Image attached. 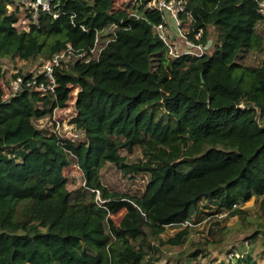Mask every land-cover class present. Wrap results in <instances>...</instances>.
Here are the masks:
<instances>
[{"label": "trees", "instance_id": "obj_1", "mask_svg": "<svg viewBox=\"0 0 264 264\" xmlns=\"http://www.w3.org/2000/svg\"><path fill=\"white\" fill-rule=\"evenodd\" d=\"M18 1L0 0V264H154L163 247L194 245L191 220L201 206L211 216L229 211L241 224L243 242L228 264H264V250L253 251L264 236V58L243 62L262 50L258 1L186 0L188 38L206 50L176 58L155 31L163 20L145 6L150 0H128L121 9L117 0H52L50 12L24 10V29ZM97 38L100 46L111 39L99 60L57 70L56 95L25 88L3 100L2 82L11 81L5 62L38 61L40 68L69 45L89 57ZM69 85L81 88L72 122L85 136L76 142L36 126L66 107ZM137 148L142 156L132 162L121 153ZM107 164L130 178L147 175L141 193L106 187ZM72 165L84 181L75 193L64 175ZM252 200L254 208L237 209ZM122 210L117 225L112 217ZM183 221L191 225L164 241ZM230 231L217 229L216 246ZM205 250H183L175 264Z\"/></svg>", "mask_w": 264, "mask_h": 264}, {"label": "rangeland", "instance_id": "obj_2", "mask_svg": "<svg viewBox=\"0 0 264 264\" xmlns=\"http://www.w3.org/2000/svg\"><path fill=\"white\" fill-rule=\"evenodd\" d=\"M124 3H127L126 0H117L114 3V7L116 9H121L124 7ZM21 5V4H20ZM20 22L19 26L20 29L26 28V24L28 23V20L26 19V13L24 10L26 7L24 5H21L20 7ZM14 9V8H13ZM172 27L173 24H172ZM186 31L188 32V27L185 26ZM258 32L262 38V50L261 51H255L248 54H245V58L243 59V62L245 64H254L258 65L261 60L264 58V21L258 25ZM110 29L109 31H111ZM210 37L212 40H215L217 37V32L214 28H210ZM211 41V40H210ZM102 42H99V50ZM3 70L7 69L9 73L7 74V79H12V75L15 73H18V71L26 72H35L38 67V61H32V62H5L3 65ZM2 86L4 88L5 96L8 94V86L9 84L7 81L2 82ZM69 89L72 90L71 98L67 102L66 107L62 110L61 113H58L60 116L59 118L64 121H69L72 116H74V103L76 101V97L78 92L80 91V87L78 85H69ZM4 96V99H5ZM36 126L43 130L45 133H51L52 132V125H51V117H46L40 121L36 122ZM53 133V132H52ZM123 155L127 156L129 161H134L137 158L142 156V152L140 149H135L133 154H127L125 151L121 152ZM64 175L69 180L68 189L72 193H75L76 190L84 185L83 181V174L78 168L77 165H72L70 167H67L64 170ZM148 180L147 175H139L135 178H130L129 176H125L122 174L114 165L107 164L105 168L102 171V182L103 184L111 189L112 191H116L120 194H131L136 195L141 193L143 190L146 182ZM255 206V200H252L244 205H239L237 209H252ZM214 212V210H211ZM210 210L208 212L204 211V208L202 206L200 207L198 214L191 220L192 227L194 228V232L191 237V242L194 243V245L187 244L186 246L180 248V249H168L167 247H163L164 257L160 258L159 260L155 261L154 264H175L176 260L175 258H179V253L183 250L187 251H195L198 247L204 248L206 247L207 250H205L197 260L191 261V263H188L187 258H182L177 260V264H228V260L238 255V249L241 246L243 242V235L237 231L241 228V224L238 221L237 217H229V211L225 212L227 214L224 215H209L212 214ZM127 211L122 210L117 215L113 216V220L117 225H120L121 221L123 220L124 216L126 215ZM209 213V214H208ZM264 219V216H263ZM218 222V227L214 226V223ZM182 226H174L169 227L166 231V233L162 236L164 241H167L170 237H173L177 231L181 229ZM229 228L231 229L230 233L225 236L223 244H220L219 246H216L214 243L216 237H217V229L218 228ZM251 230L252 228H248ZM247 229V232L249 231ZM206 242L212 243L214 246H202ZM244 243L247 245V243L244 241ZM254 246V255H258L264 250V236H259L256 240V243ZM264 263V261H263Z\"/></svg>", "mask_w": 264, "mask_h": 264}, {"label": "built area", "instance_id": "obj_3", "mask_svg": "<svg viewBox=\"0 0 264 264\" xmlns=\"http://www.w3.org/2000/svg\"><path fill=\"white\" fill-rule=\"evenodd\" d=\"M128 2V0H126ZM259 3V12L264 15V0H257ZM52 0H19L18 5H24L26 10L33 13L35 16L39 11L50 12ZM186 0H150L145 4L146 7L156 10L162 15V23L155 26V31L159 38L164 42L168 49V55L172 58L180 57L183 55L189 56H201L204 54L206 47L202 44H197L188 38L189 31L187 32L185 26L190 25V14L186 12ZM20 5V6H21ZM187 15V21L181 19V15ZM132 16L139 19L140 15L132 13ZM57 17L56 15L54 16ZM172 24L174 27H172ZM201 32L198 33L195 38L199 40ZM111 39H107L103 47L99 48V38L96 39V46L91 50V56L87 57L86 53H82L73 49L72 46H68L67 49L61 53L54 55L48 60H41V67L37 73L34 74L29 80L18 76L15 79H11L8 86V94L3 97V100H9L14 97L15 94L23 89H30L39 93L40 97L44 98L48 94L56 95V72L57 70H69L70 63L79 59L81 61L89 62L93 59L99 60L100 54L108 45ZM16 74V73H15ZM65 107L59 106L53 109L51 117L52 132L60 139H68L71 142L84 139V129L78 127L72 122V119L76 117L77 111L74 103V116L69 121H64L59 118V114ZM97 194L96 200L99 199V192L93 191ZM101 202V201H100ZM238 205H234L237 208ZM227 214L222 213L221 216ZM191 225L188 221H183L180 226Z\"/></svg>", "mask_w": 264, "mask_h": 264}, {"label": "water", "instance_id": "obj_4", "mask_svg": "<svg viewBox=\"0 0 264 264\" xmlns=\"http://www.w3.org/2000/svg\"><path fill=\"white\" fill-rule=\"evenodd\" d=\"M209 44H211V41H209Z\"/></svg>", "mask_w": 264, "mask_h": 264}, {"label": "crops", "instance_id": "obj_5", "mask_svg": "<svg viewBox=\"0 0 264 264\" xmlns=\"http://www.w3.org/2000/svg\"><path fill=\"white\" fill-rule=\"evenodd\" d=\"M174 227V226H173Z\"/></svg>", "mask_w": 264, "mask_h": 264}]
</instances>
